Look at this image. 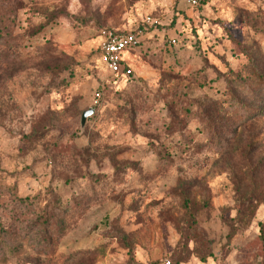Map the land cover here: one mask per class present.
I'll use <instances>...</instances> for the list:
<instances>
[{"label": "clouds", "instance_id": "clouds-1", "mask_svg": "<svg viewBox=\"0 0 264 264\" xmlns=\"http://www.w3.org/2000/svg\"><path fill=\"white\" fill-rule=\"evenodd\" d=\"M256 50L264 0H0V264H264Z\"/></svg>", "mask_w": 264, "mask_h": 264}, {"label": "rangeland", "instance_id": "rangeland-1", "mask_svg": "<svg viewBox=\"0 0 264 264\" xmlns=\"http://www.w3.org/2000/svg\"><path fill=\"white\" fill-rule=\"evenodd\" d=\"M22 6V5H21ZM240 17H237V22H240ZM175 21H173L174 23ZM226 28L232 32L236 37L243 40V36L240 34L238 29H234L232 24H227ZM209 33L211 32V29L208 30ZM193 32H195V29H193ZM219 40V38H217ZM253 55L257 57V68H261V74L259 76L258 80H250L247 82H243L240 84V92L238 93L240 97V103H239V109L237 119H248L253 115H256L259 120L258 123L264 124V55H260L258 53V50L253 52ZM219 59V57H217ZM210 117L212 120L217 124L218 127L223 128V131L225 134H227L230 131H234V128L237 126V119H234L232 117H223L218 114L216 111L215 102H212V108L209 112ZM259 146V145H257ZM34 165L38 168L41 174L44 173L45 166L43 163H36L34 162ZM36 179V173L34 172L30 177L25 178L23 181H17L16 184L13 186L16 188L17 191L23 189L24 191L28 192L29 194L24 196L18 201V204L21 206L27 205L29 207L32 206V201L39 198L41 193L39 191L36 192V195L33 196L31 194V188H32V181ZM64 183H71L70 180H65ZM217 183H221L219 178H217ZM45 191H49L48 189H45ZM54 200H57L59 202V197L53 196ZM223 199V198H221ZM48 204H44V208H47ZM54 214L49 213H43L38 216H36L34 223H38L41 225H49L53 219ZM56 220L58 225L63 224V217L62 216H56ZM98 227L97 217L91 216L89 217L86 222L83 224L82 228L86 231H94ZM0 233H2L5 237H9V233L4 230L3 225L0 224ZM7 242V241H5ZM35 264H42V262L37 257L35 259Z\"/></svg>", "mask_w": 264, "mask_h": 264}]
</instances>
